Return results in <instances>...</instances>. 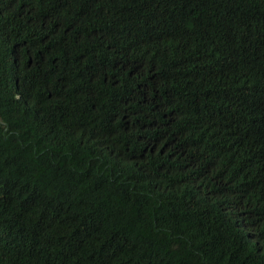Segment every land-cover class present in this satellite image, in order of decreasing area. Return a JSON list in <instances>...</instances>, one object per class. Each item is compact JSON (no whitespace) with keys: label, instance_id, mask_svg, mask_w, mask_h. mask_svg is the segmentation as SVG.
<instances>
[{"label":"trees","instance_id":"1","mask_svg":"<svg viewBox=\"0 0 264 264\" xmlns=\"http://www.w3.org/2000/svg\"><path fill=\"white\" fill-rule=\"evenodd\" d=\"M0 264H264V0H0Z\"/></svg>","mask_w":264,"mask_h":264}]
</instances>
